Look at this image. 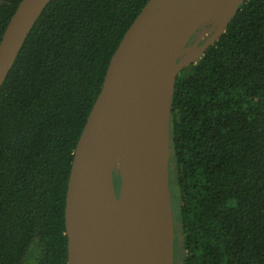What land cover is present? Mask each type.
<instances>
[{
    "label": "trees",
    "instance_id": "trees-1",
    "mask_svg": "<svg viewBox=\"0 0 264 264\" xmlns=\"http://www.w3.org/2000/svg\"><path fill=\"white\" fill-rule=\"evenodd\" d=\"M147 1L50 0L29 31L0 87V264H67L75 146ZM19 2L0 0V40ZM168 182L182 264H264V0H243L179 71Z\"/></svg>",
    "mask_w": 264,
    "mask_h": 264
},
{
    "label": "water",
    "instance_id": "water-1",
    "mask_svg": "<svg viewBox=\"0 0 264 264\" xmlns=\"http://www.w3.org/2000/svg\"><path fill=\"white\" fill-rule=\"evenodd\" d=\"M49 1L20 0L10 17L0 40V87ZM242 1L148 0L125 31L74 150L64 206L67 264H96L97 221L107 187L117 198L108 264H173L168 165L175 80L221 35ZM209 22L207 39L189 43Z\"/></svg>",
    "mask_w": 264,
    "mask_h": 264
},
{
    "label": "bare ground",
    "instance_id": "bare-ground-1",
    "mask_svg": "<svg viewBox=\"0 0 264 264\" xmlns=\"http://www.w3.org/2000/svg\"><path fill=\"white\" fill-rule=\"evenodd\" d=\"M120 161V153L117 154L116 163ZM102 196V203L99 207L97 221L98 244L96 250V264H108V242L111 235V224L115 216L117 198L111 187H107Z\"/></svg>",
    "mask_w": 264,
    "mask_h": 264
},
{
    "label": "rangeland",
    "instance_id": "rangeland-1",
    "mask_svg": "<svg viewBox=\"0 0 264 264\" xmlns=\"http://www.w3.org/2000/svg\"><path fill=\"white\" fill-rule=\"evenodd\" d=\"M206 35H210L213 31V23L209 22V25L204 24L200 28ZM116 170L113 173L114 176V185H115V191L116 193L118 192L119 189V184H120V171H119V166H120V161L116 163ZM173 264H182V249L181 245H179L176 255L173 259Z\"/></svg>",
    "mask_w": 264,
    "mask_h": 264
},
{
    "label": "flooded vegetation",
    "instance_id": "flooded-vegetation-1",
    "mask_svg": "<svg viewBox=\"0 0 264 264\" xmlns=\"http://www.w3.org/2000/svg\"><path fill=\"white\" fill-rule=\"evenodd\" d=\"M204 35H205V33L203 32V34L200 37H203ZM191 44H193V43H191Z\"/></svg>",
    "mask_w": 264,
    "mask_h": 264
}]
</instances>
